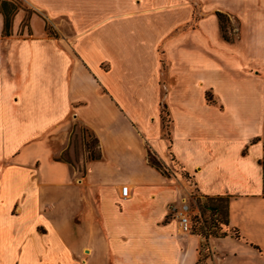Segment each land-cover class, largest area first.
I'll list each match as a JSON object with an SVG mask.
<instances>
[{
	"label": "crops",
	"instance_id": "1",
	"mask_svg": "<svg viewBox=\"0 0 264 264\" xmlns=\"http://www.w3.org/2000/svg\"><path fill=\"white\" fill-rule=\"evenodd\" d=\"M23 2L0 13V264H197L167 211L194 194L239 235L207 264H264V0ZM80 126L97 156L72 162Z\"/></svg>",
	"mask_w": 264,
	"mask_h": 264
},
{
	"label": "rangeland",
	"instance_id": "2",
	"mask_svg": "<svg viewBox=\"0 0 264 264\" xmlns=\"http://www.w3.org/2000/svg\"><path fill=\"white\" fill-rule=\"evenodd\" d=\"M3 0H0V7H1V2ZM7 1H13L15 2L16 4V12L12 15L11 18V23H12V20H13V16L18 12V11H24L25 12V16L29 17L32 13V11L30 9H28V7L26 6V4L23 2V0H7ZM191 2H194V1H191ZM194 15H193V20H196L197 17H198V11H197V7L196 5H194ZM27 17V18H28ZM27 18L23 19V22L21 24V29H24L26 26H27ZM227 22H226V25L227 27H230V30H231V34L228 33V28H227V33H228V36L235 39L236 38V35H235V31L234 29L236 28L237 24L235 22H232L229 17L227 16ZM33 26L35 28V30H38V28L41 27V21L40 20H35L33 21ZM194 23L191 22V23H188L186 24V27H190V26H193ZM185 27V26H184ZM68 31V29H67ZM52 32V30H51ZM53 33V32H52ZM164 62V60H162ZM161 117H162V120H163V127H164V130H168V126H169V119H168V116H167V112H166V109L165 108H162V113H161ZM70 150L67 151V154H63L62 156L63 157H66L68 158L69 160H78L79 158L83 157L84 159L86 160H89L91 159L92 157H96L97 156V151L95 150L96 149V142H95V139L94 137L91 135V133L86 130L85 128L83 127H78V133H75L73 134L71 140H70V146H69ZM73 162V161H72ZM193 200L194 202H192L190 204L191 206V211H192V214H191V222H192V227L194 226L196 230H198L201 225H202V222H205L208 226L211 225L212 222H215L218 217H215V216H212L209 212H203L200 210V197L197 196V194H194L193 196ZM220 233L221 232H218L217 235L220 236ZM256 235L260 236V238L258 240H264V230L259 233H257ZM228 236H231L233 238H235V235H228ZM245 238V237H244ZM235 241V240H234ZM219 243L221 244H231L233 243L231 240H227V239H222V240H219ZM237 242H234V244H236ZM241 243L243 244H250L251 242H245V241H241ZM233 245V244H232ZM262 245H264V243H262ZM205 254V251L202 250L199 246L198 248V260L200 263L199 264H207V262L205 260H202L203 259V256ZM208 254H210L208 252ZM263 258H264V251L262 252V255H261ZM243 259H246V254L244 255Z\"/></svg>",
	"mask_w": 264,
	"mask_h": 264
},
{
	"label": "trees",
	"instance_id": "3",
	"mask_svg": "<svg viewBox=\"0 0 264 264\" xmlns=\"http://www.w3.org/2000/svg\"><path fill=\"white\" fill-rule=\"evenodd\" d=\"M16 9V4L13 1L3 0L1 2L0 13L2 14L4 20L3 32H8L11 26L10 17H12V15L16 12ZM216 14L222 36L224 39L231 41V37H229L227 33V15L221 12H217ZM259 162L261 164L263 173L262 196L264 198V154ZM151 164L157 168H160V165L156 161H152ZM200 199V210L202 213L209 212L212 216L218 217V219L215 222H212L210 226H208L205 222H202V225L198 230L194 229V226H191V234L199 236L202 239L200 248L205 251L202 260L206 261L209 258L208 241L210 239L225 238L228 235H235V238H239V235L236 231L230 230L228 228V197H200ZM218 232H221L220 236L217 235ZM199 263L200 262L198 261L197 264Z\"/></svg>",
	"mask_w": 264,
	"mask_h": 264
},
{
	"label": "built area",
	"instance_id": "4",
	"mask_svg": "<svg viewBox=\"0 0 264 264\" xmlns=\"http://www.w3.org/2000/svg\"><path fill=\"white\" fill-rule=\"evenodd\" d=\"M171 173L174 174L173 172H171ZM121 197L123 199L128 197V187L127 186H123L121 188ZM192 201H191V199H189L188 201L183 200L182 202H180L179 205L171 203L167 206L168 216H172L173 218H175L178 221L180 232L184 235H190L191 234V226H192L191 214H192V211H191L190 204L192 203ZM208 252L212 255V252L209 249V246H208Z\"/></svg>",
	"mask_w": 264,
	"mask_h": 264
}]
</instances>
